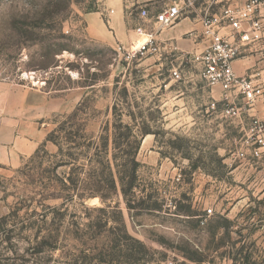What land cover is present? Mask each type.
Returning a JSON list of instances; mask_svg holds the SVG:
<instances>
[{
  "label": "rangeland",
  "instance_id": "rangeland-1",
  "mask_svg": "<svg viewBox=\"0 0 264 264\" xmlns=\"http://www.w3.org/2000/svg\"><path fill=\"white\" fill-rule=\"evenodd\" d=\"M169 1L194 15L196 8L219 12L233 0ZM97 8V0H0V81L47 96L49 133L64 123L67 131L80 128L96 138L103 127L121 122L110 154L125 182L131 181L136 146L153 137L154 148L145 145L137 153L132 207L120 189L110 202L99 196L71 200L63 182L70 184L68 174L86 161L61 165L58 146L49 140L0 173V260L264 264V144L261 155H253L264 131L254 126L253 104L221 101L207 110L208 87L201 88L206 82L199 62H185L190 54L183 53L182 63L171 61L174 50L130 56L133 44L90 38L82 13ZM77 106V115L64 118ZM151 150L160 153L159 162L146 160ZM237 151L246 158L227 160ZM155 200L160 209L146 210ZM209 208L213 213L202 224Z\"/></svg>",
  "mask_w": 264,
  "mask_h": 264
},
{
  "label": "crops",
  "instance_id": "crops-1",
  "mask_svg": "<svg viewBox=\"0 0 264 264\" xmlns=\"http://www.w3.org/2000/svg\"><path fill=\"white\" fill-rule=\"evenodd\" d=\"M246 1L233 0L231 3L243 4ZM174 2L169 0H97V9L82 13L85 32L90 38L111 45L114 43L131 45L139 39L135 31L139 24L138 8L146 5L148 9L154 11L160 6L164 7ZM195 13L188 15L184 11L178 22L160 33L161 52L178 51L172 57V62L182 63L185 53H199L210 44V39L203 34L202 11L196 8ZM260 20L261 31L252 33L249 41H240L238 34L235 39L232 38L241 45V56L233 63L234 71L237 75L251 76L257 81L264 80V10L260 14ZM244 27L247 28V26ZM224 32L229 33V28ZM190 61L192 59L188 58L185 62L190 63ZM204 84L201 88L208 87L207 97L211 100V104L217 102L218 106V103L224 99L221 87H210ZM182 94L181 91L176 96ZM236 101L241 104L244 100L242 97L241 99L236 96L230 97V102ZM49 104L47 96L34 87L0 81V173L4 169L18 167L22 159L33 156L41 146L48 143L50 129L43 121V111L44 106L48 108ZM210 108L216 109L208 105L207 110ZM250 110L256 117L264 119V100L258 99ZM154 142L153 137L147 136L143 139L140 148L143 149L146 145L152 149ZM151 151L146 160L149 163L159 162L162 159L160 153ZM230 157L227 160H230Z\"/></svg>",
  "mask_w": 264,
  "mask_h": 264
},
{
  "label": "built area",
  "instance_id": "built-area-1",
  "mask_svg": "<svg viewBox=\"0 0 264 264\" xmlns=\"http://www.w3.org/2000/svg\"><path fill=\"white\" fill-rule=\"evenodd\" d=\"M190 4H191V0ZM186 6L181 2L168 4L161 9L151 11L146 5L137 10L139 24L135 31L139 39L129 50L130 56L146 55L160 50V33L174 25L182 17ZM264 10V0H247L243 4L227 3L222 5L219 12H212L210 8L202 11L203 34L210 39V44L201 52L190 54V58L201 65V76L211 87L220 86L223 91L222 103H229L230 97L241 96L245 103L254 104L258 99L264 100V80L257 81L251 76H240L234 71L233 63L241 56L240 44L232 38L238 34L240 41H249L252 33L260 32L262 22L260 14ZM244 26H247L245 28ZM229 28V33L224 32ZM178 76V74H177ZM217 102L212 103L216 108ZM227 112L236 113L235 107H227ZM254 126L259 132L264 131V123L260 118H254ZM253 155H261V146L264 138L259 135ZM246 158L243 151L234 152L233 158ZM229 161V164L232 165ZM213 210H206L201 223L205 224L207 217Z\"/></svg>",
  "mask_w": 264,
  "mask_h": 264
},
{
  "label": "trees",
  "instance_id": "trees-1",
  "mask_svg": "<svg viewBox=\"0 0 264 264\" xmlns=\"http://www.w3.org/2000/svg\"><path fill=\"white\" fill-rule=\"evenodd\" d=\"M79 111L80 107L77 106L73 113L64 116V118L74 117ZM119 127H122L121 122L114 124L112 127L105 126L98 137L93 138L84 135L83 130L80 128H72L71 131H67L66 125L60 123L57 128L48 134V140L58 146L57 155L63 157L61 165L69 166L71 163H74L71 162V159L74 161L85 159L86 161V163H82L78 167L79 169L76 174H68L67 180L70 184L63 182L64 190L67 191L71 200L78 198V200L84 202L88 198L99 196L102 201L110 202L120 189L127 206L132 207L128 195L138 179V166L141 163L137 160V153L141 143H138L136 146L133 158L131 159L133 163V167L129 172L131 181L125 182L124 176H121V171L113 163L114 155L110 154V141L112 144L115 143V131ZM63 133L66 135H63ZM70 134L71 136H69ZM75 138L83 139V142H76ZM71 149H76V151L73 152ZM95 164L102 165L99 171L95 168ZM80 185L84 186L80 187ZM145 207L149 211L160 209V205L156 200L152 205L148 204ZM0 264H3L2 259L0 260Z\"/></svg>",
  "mask_w": 264,
  "mask_h": 264
}]
</instances>
